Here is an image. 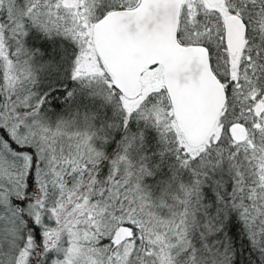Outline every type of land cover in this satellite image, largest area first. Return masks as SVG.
Instances as JSON below:
<instances>
[{"label":"snow or ice","instance_id":"obj_1","mask_svg":"<svg viewBox=\"0 0 264 264\" xmlns=\"http://www.w3.org/2000/svg\"><path fill=\"white\" fill-rule=\"evenodd\" d=\"M0 264H264V0H0Z\"/></svg>","mask_w":264,"mask_h":264}]
</instances>
